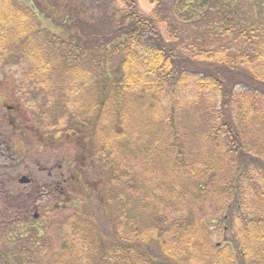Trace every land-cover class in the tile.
Segmentation results:
<instances>
[{"label": "trees", "instance_id": "obj_1", "mask_svg": "<svg viewBox=\"0 0 264 264\" xmlns=\"http://www.w3.org/2000/svg\"><path fill=\"white\" fill-rule=\"evenodd\" d=\"M118 1L108 30L76 6L56 14V0L52 29L39 2L0 0V65L23 61L28 90L76 112L49 134L88 141L83 166L106 174L105 237L75 218L59 258L41 264H264V4L182 0L206 27L192 38L170 27L159 4L145 16L136 0ZM241 2L259 17L253 24L243 23ZM131 127L133 142L124 137ZM229 230L219 246L217 232ZM20 240L0 263L40 264L32 233Z\"/></svg>", "mask_w": 264, "mask_h": 264}, {"label": "rangeland", "instance_id": "obj_2", "mask_svg": "<svg viewBox=\"0 0 264 264\" xmlns=\"http://www.w3.org/2000/svg\"><path fill=\"white\" fill-rule=\"evenodd\" d=\"M19 1L25 2L24 4L29 6L37 5L39 2L41 12H44L42 15L43 26L47 28H51L50 22H53L50 19H52V15L54 16V12L56 14L60 12V7H68L66 10L70 8L69 10L72 11L71 7L76 6L79 8L80 16L83 15L82 18L93 16L97 21H91L93 24H99L100 27L111 30L113 24L107 21L113 18L111 15L114 14L115 10L118 11L120 6H123L118 0H56L57 8L54 11L49 8L54 5L52 0ZM136 2L139 11L145 16H149L159 4L161 7L159 12L167 15L170 27L184 37L193 38L194 34L201 37L202 30L206 28L205 25L197 21L198 19L195 18L192 10L186 9L182 0H136ZM260 2L264 4V0H260ZM243 3L241 2V19L243 23L245 20V25L249 24L248 20L253 24V21L259 17L252 15L247 9V5ZM176 5H179V8ZM180 6L184 7L185 10L182 11ZM195 6L197 5L191 8H195L197 11ZM256 8L259 10V6ZM181 11L182 13H180ZM189 17L193 18V21L185 23ZM213 17L208 20L212 21ZM43 54L47 60H54L49 51L43 52ZM25 68L27 67L23 61L17 62L13 60V57L3 60L0 65V86L3 89V93L0 94L2 97L0 99V146L2 143L12 141L18 144L17 151L19 155L21 154L18 162L14 160V157H9L7 152H5L7 154L5 159L0 157V253L7 254L10 247L14 246V241H20L19 245H21L20 239L31 232L33 248L37 251L35 258L41 264L42 261L49 263L59 258V254L70 242V232L76 227H72L71 222L75 218L77 222L92 224L98 233L105 237L103 235L107 230V218L99 206V198L107 188V184L102 182L106 174H102L98 170L95 173L93 171L95 170L94 166L93 169L91 166L87 169L83 166L85 156H88V150L92 147L88 141L83 143L84 147H79L69 137L56 140L54 131L52 135L49 134L48 130L52 124L63 128L64 124L67 123L63 120H69L72 118L73 112L75 114L76 112L67 108L53 110L50 107L51 104L45 103V96H37L36 98L34 88L26 89V81L22 78L25 74ZM105 82L108 84L109 79L106 78ZM69 99L66 98L64 105H58L69 106L71 103L68 101ZM81 99V97H75L73 103L82 107L83 101ZM5 105L20 108L21 114L26 120L25 128L18 131L17 128L10 126L11 124H7ZM41 106L46 107L40 111ZM52 106L54 107L53 104ZM74 106L78 107L77 105ZM46 112L50 113L46 114ZM141 116V127H147V115ZM108 120L104 117L101 125L96 127L97 145L102 153L105 152L106 146L103 151L100 143L109 134ZM130 120H132L131 117ZM140 130L144 129L139 128ZM135 132L131 127L124 133V137L129 142H133L137 138ZM117 149V145L114 144L116 155L118 154ZM2 151H4L3 148ZM49 173H52V176ZM23 176L32 177L36 180L39 192L34 191L38 188L37 185L30 189L35 192L34 196H29L23 188V184L19 183V179ZM55 182L60 188L58 191H64L68 198L64 200L60 197L59 192L52 190L50 193L49 189L47 190L50 194H45L43 187L50 188L49 186ZM100 190L101 193L99 194ZM88 192L91 193L90 196L87 195ZM36 214L38 215L37 218H35ZM35 229L39 230L38 233L41 236L38 237ZM110 234L111 232L108 231L107 235ZM216 240L219 246H226L227 242L232 240L231 231L217 232ZM240 258L237 259L238 263L242 262Z\"/></svg>", "mask_w": 264, "mask_h": 264}, {"label": "flooded vegetation", "instance_id": "obj_3", "mask_svg": "<svg viewBox=\"0 0 264 264\" xmlns=\"http://www.w3.org/2000/svg\"><path fill=\"white\" fill-rule=\"evenodd\" d=\"M2 93H3V89L0 86V94H2ZM1 98L2 97L0 96V99ZM5 106H6V112L5 113H6L7 124H11L10 126L17 128L18 131L25 128L26 120L24 119L23 114H21L20 108L19 107L17 108L16 106H12V105H5ZM17 145L18 144L13 143L12 141L4 143V144L2 143V146H0V157H4L3 159H5L6 158L5 156H7V154L5 152H7L9 154V157L15 158L14 160L16 162L20 161L21 154L20 155L18 154ZM2 148L4 151H2ZM49 175L52 176V173H49ZM28 179H29L28 183L24 184L23 188H25V191L28 192L29 196H34L35 195L34 191L39 192V186H38L36 180L33 179L32 177H28ZM57 184H58L57 182L51 184L49 186L50 188L43 187V191L45 192V194H48L49 190H50V193L52 190L59 192L60 197H62L65 200L66 198H68V196L65 195L64 191H58V190H60V188L57 186ZM36 185L38 186V188H36L34 191L30 190V189H33V187ZM47 189H49V190H47Z\"/></svg>", "mask_w": 264, "mask_h": 264}, {"label": "water", "instance_id": "obj_4", "mask_svg": "<svg viewBox=\"0 0 264 264\" xmlns=\"http://www.w3.org/2000/svg\"><path fill=\"white\" fill-rule=\"evenodd\" d=\"M19 182L22 183V184H25V183L28 182V179L26 177H23V178L20 179ZM36 218H37V216H36Z\"/></svg>", "mask_w": 264, "mask_h": 264}]
</instances>
